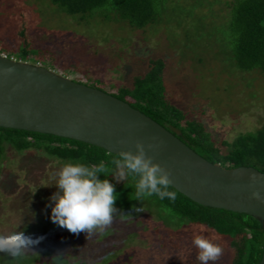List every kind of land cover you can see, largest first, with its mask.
<instances>
[{
    "label": "trees",
    "instance_id": "16d2710c",
    "mask_svg": "<svg viewBox=\"0 0 264 264\" xmlns=\"http://www.w3.org/2000/svg\"><path fill=\"white\" fill-rule=\"evenodd\" d=\"M22 1L15 0L19 13L14 20L15 34L10 33L15 42L10 46L1 36L0 54L21 61L32 57L34 60L28 62L53 70L52 64L41 63L42 58L52 59L53 54L33 46L29 28L33 18ZM32 1H45L79 21L96 15L106 21L126 23L130 28H142L164 19L172 22L184 19L195 25L200 21L201 30L206 27L218 32L222 52L237 72L256 70L264 79V0ZM205 3H209V8ZM214 4L222 5L223 9L217 24L212 25L215 22L209 14H216L211 8ZM164 67L163 58H150L142 74L133 76L129 85H111L110 93L104 90L109 83L103 79L85 85L127 102L209 162L225 168L251 166L264 172V122L231 140L214 138L202 120L189 116L169 99L163 84ZM28 152L48 161L47 168L32 178L17 165L18 159ZM118 158L117 154L82 141L0 127V234L19 231L39 241L33 246L35 253L15 260L0 252V264H169L156 258L155 245L143 246L142 253L138 248L140 240L152 235L166 252L180 253L187 245L197 250L192 244L194 233L225 242L228 253L225 264L259 263L264 233L257 219L246 213L202 206L172 186L168 190L176 192L174 202L168 198L161 200L155 194L134 199L138 181L135 175L115 183L111 174H98L99 179L114 184L115 207L125 214H116L113 224L105 231L86 239L84 232L77 235L59 228L51 219L54 202L50 200L58 191L59 169L68 163L90 167L103 162L108 174L114 169L112 161ZM4 169L9 170V175ZM134 208L140 211H133ZM129 213L131 216H127Z\"/></svg>",
    "mask_w": 264,
    "mask_h": 264
},
{
    "label": "rangeland",
    "instance_id": "374dc122",
    "mask_svg": "<svg viewBox=\"0 0 264 264\" xmlns=\"http://www.w3.org/2000/svg\"><path fill=\"white\" fill-rule=\"evenodd\" d=\"M22 2L28 5L33 18L29 28L34 48L53 54L52 59L42 58L41 63L52 64L55 72L75 82L89 84L103 79L109 83L104 90L110 93L111 85H129L133 76L146 70L148 59L161 57L165 62L163 84L167 96L189 116L202 120L214 138L231 140L264 122V79L256 70L237 72L222 52L218 32L206 27L201 30L200 21L195 25L184 19L173 22L164 19L142 28H130L126 23L106 21L96 15L79 21L45 1ZM205 4L209 8V3ZM211 8L219 16L209 14L214 25L223 8L220 4ZM17 13L15 0H0V37L4 36L10 46L15 42L11 34H15ZM18 161L17 165L26 169L29 178L44 171L48 164L32 152ZM113 181L120 183L114 178ZM140 242L138 248L142 253L143 246L155 245L160 262L200 264L197 250L188 245L180 253H169L152 235ZM215 242L221 243L224 253L209 264H225L228 258L225 242L218 239Z\"/></svg>",
    "mask_w": 264,
    "mask_h": 264
},
{
    "label": "water",
    "instance_id": "95a60500",
    "mask_svg": "<svg viewBox=\"0 0 264 264\" xmlns=\"http://www.w3.org/2000/svg\"><path fill=\"white\" fill-rule=\"evenodd\" d=\"M0 127L47 133L119 155L144 144L170 172L172 187L208 207L246 213L264 233V172L225 168L197 154L127 102L54 70L0 54ZM259 192L261 199L253 197ZM258 264H264V242Z\"/></svg>",
    "mask_w": 264,
    "mask_h": 264
},
{
    "label": "clouds",
    "instance_id": "9594fccd",
    "mask_svg": "<svg viewBox=\"0 0 264 264\" xmlns=\"http://www.w3.org/2000/svg\"><path fill=\"white\" fill-rule=\"evenodd\" d=\"M112 164L114 169L108 174L103 162L90 167L68 163L59 169L56 173L58 191L50 197L54 202L51 219L59 228H66L77 235L84 232L88 239L110 227L116 214L125 215L115 207L117 196L114 184L108 179H99L100 173L106 176L111 174L117 182L125 181L129 175L137 176L134 199L142 200L155 194L161 200H176V192L168 190L172 185L169 170L146 154L142 142L135 143V152L121 151L119 158L113 160ZM252 195L261 199L259 192H253ZM133 211L139 212L140 209L134 208ZM217 239L193 234L192 244L198 250L196 258L200 264H209L222 257L224 249L215 242ZM38 243L39 241L19 231L0 234V252L7 253L14 260L30 252L35 253L33 246Z\"/></svg>",
    "mask_w": 264,
    "mask_h": 264
}]
</instances>
